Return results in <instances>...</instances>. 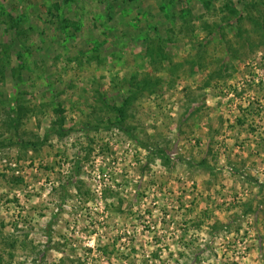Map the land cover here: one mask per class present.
I'll list each match as a JSON object with an SVG mask.
<instances>
[{
	"label": "rangeland",
	"instance_id": "1",
	"mask_svg": "<svg viewBox=\"0 0 264 264\" xmlns=\"http://www.w3.org/2000/svg\"><path fill=\"white\" fill-rule=\"evenodd\" d=\"M160 1L0 0V264H264V0Z\"/></svg>",
	"mask_w": 264,
	"mask_h": 264
},
{
	"label": "trees",
	"instance_id": "2",
	"mask_svg": "<svg viewBox=\"0 0 264 264\" xmlns=\"http://www.w3.org/2000/svg\"><path fill=\"white\" fill-rule=\"evenodd\" d=\"M117 3L120 1L118 0H115ZM133 1V0H131ZM168 1V0H161L160 3L157 2L158 4V8H160V12L162 13V15L164 14L163 13V7H165V2ZM120 6L119 7H122L121 5L122 2L119 3ZM57 9H59L58 7H56ZM127 9L129 7H126ZM60 10V9H59ZM135 20V24L134 22L132 23V21ZM144 19L143 18H134L132 19L130 22L132 23L131 25H129L130 28H133L135 29L134 27L136 26V23H138V27L141 25L142 21ZM9 23H11V26H19V22H17V20L14 18V17H10V20H9ZM150 28V27H149ZM5 58H2L0 56V77L2 76H8V72H12L14 75H15V68L12 64V61L10 59L7 58V55L4 56ZM2 98V97H0ZM2 100V99H0ZM3 105L6 106L7 104L4 103V101H2ZM0 103V104H2ZM7 110V108H6ZM29 110H27V108L23 107L22 105H20L18 108H15V107H12V108H9L8 109V122L6 121V123H9L8 125H6L7 127H9L10 131L11 130H14L16 133H18V131L20 130V126L22 125L23 123V120L27 117V112ZM63 119H61L59 122H55L54 126H53V132L54 133H58V134H65V133H69L72 131V129H65L64 126H63ZM118 128H120L121 130H124L138 145L148 149V146L145 145L136 135H134V133L132 132H129V131H126L124 127L118 125ZM82 130H84L86 133H89L91 131H96V130H100L101 127L100 126H93V125H85L84 127L81 128ZM19 134V133H18ZM17 134V135H18ZM4 144L3 142H0V145ZM17 144H21V146L25 147V148H36L37 146H39V144L35 141H23V142H20V143H17ZM158 154L160 155V152H158ZM161 158H166L162 155H160ZM258 186H262V184H260L258 181H254ZM49 239H51V236L49 237Z\"/></svg>",
	"mask_w": 264,
	"mask_h": 264
}]
</instances>
